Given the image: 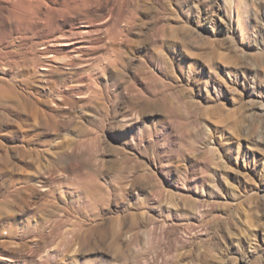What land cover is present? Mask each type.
<instances>
[{
	"label": "rangeland",
	"instance_id": "rangeland-1",
	"mask_svg": "<svg viewBox=\"0 0 264 264\" xmlns=\"http://www.w3.org/2000/svg\"><path fill=\"white\" fill-rule=\"evenodd\" d=\"M30 1L0 3V264H264V0Z\"/></svg>",
	"mask_w": 264,
	"mask_h": 264
},
{
	"label": "bare ground",
	"instance_id": "bare-ground-1",
	"mask_svg": "<svg viewBox=\"0 0 264 264\" xmlns=\"http://www.w3.org/2000/svg\"><path fill=\"white\" fill-rule=\"evenodd\" d=\"M5 3L7 4L6 7L4 8L5 9V12H7V14H9L10 16L13 15L12 13V9L13 8H16L17 9V6H20L21 4H32L30 0H15L14 2H9L8 0H0V3ZM38 4V3H37ZM30 6V5H29ZM11 7V8H10ZM19 15V14H18ZM16 16V15H15ZM18 17V16H17ZM5 18V17H4ZM9 21V20H7ZM17 27V26H16Z\"/></svg>",
	"mask_w": 264,
	"mask_h": 264
}]
</instances>
